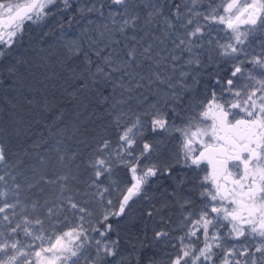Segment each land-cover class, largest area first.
<instances>
[{
    "label": "snow or ice",
    "instance_id": "obj_1",
    "mask_svg": "<svg viewBox=\"0 0 264 264\" xmlns=\"http://www.w3.org/2000/svg\"><path fill=\"white\" fill-rule=\"evenodd\" d=\"M203 2L99 0V7H82L72 0H0V88L15 85L26 63L14 50L29 25L58 14L71 25L75 13L104 17L103 9L108 21L100 39L87 37V48L82 37H65L63 63L71 73L65 104L80 121H68L63 104L44 105L53 124L64 125L67 139L75 141L73 148L57 139L64 145L58 147V160L86 167L98 210L65 195L76 179L70 168L54 179L41 177L60 193L47 209L48 219L56 217L49 231L40 218L22 214L19 199H7L10 193L19 195L16 176L5 190L10 173L0 175V264H264V39L259 52L249 40L264 36V0H208L200 11ZM214 31L224 36L208 40L209 63L213 53L223 58L229 75L217 74L215 86L203 95H186L199 83L193 74L204 67L199 50ZM76 61L78 66L71 67ZM189 77L193 85L187 84ZM132 100L135 110L123 107ZM97 110L116 111L103 135L87 119ZM149 130L153 137L165 133L176 141L170 155L161 151L164 140L146 136ZM4 167L11 165L0 144ZM149 187L162 191L155 211ZM143 201L149 203L142 210L146 219L158 216L159 221L150 238L122 245L116 226ZM39 207L38 201L31 204L33 212ZM175 208L174 221L165 209ZM20 232L28 242L18 238ZM160 244L163 255L155 250Z\"/></svg>",
    "mask_w": 264,
    "mask_h": 264
},
{
    "label": "trees",
    "instance_id": "obj_2",
    "mask_svg": "<svg viewBox=\"0 0 264 264\" xmlns=\"http://www.w3.org/2000/svg\"><path fill=\"white\" fill-rule=\"evenodd\" d=\"M72 2L74 5L88 7L90 3H96V0H72ZM175 2L182 3L183 0H175ZM207 3L208 0H204L202 6L207 5ZM72 11L75 13V8ZM165 11L167 14V10ZM95 14L86 13L81 15L75 13L71 25L68 23L67 16L60 14L40 25H29L21 45L14 50L15 53L23 56L26 63L20 66L19 72L14 78L16 80L15 85L0 88V144L5 147L8 164L11 165V168H0V175L10 173V175L5 176L8 182L5 190L12 188L11 175L16 176L15 183L20 185L18 197L10 193L7 199L9 202H15L16 199H19L25 208L22 214L29 215L32 219L40 218L44 221V228L49 231H51V224L56 217H52L51 220L48 219L47 209L54 206L56 197L60 193L57 185L45 183V180L54 179L55 175L64 174L69 168L76 179L69 181L71 192L65 193V195H72L77 203L90 211L98 210L96 198L93 195L96 190L89 188L91 182L90 172L82 163L80 168L77 169L75 165H70L67 161L61 162L58 160V147L62 149L64 145L58 146L57 139L63 140L65 145H70L73 148L76 147L75 141L67 139L68 133L65 126L59 125L57 127L54 125L52 113L44 109L46 102L49 108H52L53 105L59 107L63 104L69 109L67 120L80 121L81 118L75 116L72 107L65 104L67 99L65 88H67L70 81L71 73L68 71V66L63 63L65 59L63 45L66 42L65 37H82V42L85 43L87 48L85 34L88 31L84 33V29L89 30L91 38L96 40L94 27L86 21L87 18L93 17ZM97 19H101L100 16ZM44 33H48V35L45 36ZM205 45V47L208 46V44ZM160 47H165V45ZM166 47H172L171 40L166 41ZM199 51L203 53L204 67L198 74L193 73L199 83L195 84L193 89L186 95H203L205 89H208V49L202 48ZM186 57L187 54H185ZM78 64L79 61H76L71 64V67H77ZM26 73L31 74V76H27ZM2 75L0 73V78H2ZM186 82L189 85L194 83L191 77L187 78ZM29 100H32L31 104L28 103ZM88 112L92 113V108H89ZM115 115V110L112 111V115L97 110L92 115L87 116V119L90 128L95 126L96 131L103 135L105 134L103 129L111 123ZM92 121H95L96 124L92 125ZM70 126L68 124V127ZM109 132H111V129H109ZM146 136L157 141L164 140L165 142L161 145V148L164 146L166 148L164 156L168 155L167 146H169V141L165 140V133L153 137L149 130ZM85 158V152H81V159ZM77 163H80V160ZM180 171L183 175L185 170L181 169ZM41 177H44L45 180H40ZM37 180H40V182L36 187L30 188L28 186ZM105 184H107V180H105ZM0 187L4 186L0 185ZM165 187H167V184ZM148 191L155 202L151 205L155 211L156 208L161 206L162 191L157 190L155 187H149ZM193 198L198 199V196L194 195ZM34 201H38L39 205L42 206L36 212L31 209V204ZM45 201H48V203L45 204ZM148 207L149 203L147 201L133 205L128 216L116 226L120 232L122 245L126 246L125 241L129 239L151 237L159 217L157 216L154 221H148L142 212L143 209ZM16 211L21 213V208L18 207ZM178 214V208L165 209V215L170 216L174 221L178 218ZM19 219L20 216L18 215L16 220ZM60 219H63V215ZM18 238L24 242L29 240V238L24 237L22 232L19 233ZM113 238H115V233H113ZM164 249L165 245L160 244L155 250L163 255Z\"/></svg>",
    "mask_w": 264,
    "mask_h": 264
},
{
    "label": "flooded vegetation",
    "instance_id": "obj_3",
    "mask_svg": "<svg viewBox=\"0 0 264 264\" xmlns=\"http://www.w3.org/2000/svg\"><path fill=\"white\" fill-rule=\"evenodd\" d=\"M219 27V26H217ZM224 33L223 32H217L214 31L211 33L210 36H208V40L212 39L214 37H223ZM261 39H264V36H260L259 34L255 35L254 37H249V40L253 42V48L255 49L256 52L260 51L259 47V41ZM209 44H208V50H209ZM213 58L214 62L209 63L208 60V90L210 91L213 86H215V80L217 78V74L220 77L226 78L229 75L228 69L230 68V65L225 64L223 62V58L216 57L215 54L213 53ZM208 56H209V51H208ZM249 67H251L249 65Z\"/></svg>",
    "mask_w": 264,
    "mask_h": 264
},
{
    "label": "rangeland",
    "instance_id": "obj_4",
    "mask_svg": "<svg viewBox=\"0 0 264 264\" xmlns=\"http://www.w3.org/2000/svg\"><path fill=\"white\" fill-rule=\"evenodd\" d=\"M92 4L93 3H90L89 6H91ZM96 6L97 7L100 6L99 0H96ZM206 7H207V5L201 6L198 10L203 11ZM103 11H104V17H102L98 13H96L93 17L87 18V20H86L88 23H90V21H91L90 24L94 27V32H95L96 39H100V35L99 34L103 30V25L107 22L106 19H105V17L107 16V9H103ZM99 16H100L101 19H97V18H99ZM87 31H88L89 34L88 33L85 34L86 37H89V36L91 37V32L89 30H87ZM207 41H208V37H206L205 40L203 41V48H207L208 49V46L205 47L206 46L205 44H208ZM86 42H87V40H86ZM103 43H106V41L101 40V46H103ZM106 51H105V54H106ZM26 75L27 76H31V74H29V73H26ZM118 107H120V106H118ZM123 107L126 108V109L131 108V109L135 110L136 109L135 101L134 102L133 101L129 102L128 105H124ZM165 138H166L165 139L166 141H169V143H168L169 146H167V148H168V155H170V150H173L176 147V141L173 140L172 137L168 136L167 134H165ZM154 141H157V140H154ZM161 151H162L163 154H165L166 148L163 146L161 148Z\"/></svg>",
    "mask_w": 264,
    "mask_h": 264
}]
</instances>
